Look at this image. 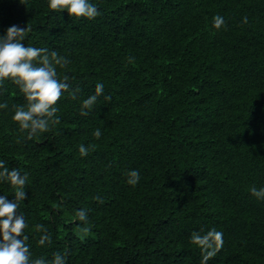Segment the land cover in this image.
Returning a JSON list of instances; mask_svg holds the SVG:
<instances>
[{
  "label": "trees",
  "instance_id": "16d2710c",
  "mask_svg": "<svg viewBox=\"0 0 264 264\" xmlns=\"http://www.w3.org/2000/svg\"><path fill=\"white\" fill-rule=\"evenodd\" d=\"M48 2L0 0V36L27 28L22 43L64 57L58 78L79 89L29 139L12 119L23 93L0 83V161L28 174L17 215L30 264L57 252L65 264H201L190 237L213 228L223 246L207 264H264V200L249 191L264 188V0H89L94 19ZM14 191L0 180V196Z\"/></svg>",
  "mask_w": 264,
  "mask_h": 264
},
{
  "label": "clouds",
  "instance_id": "9594fccd",
  "mask_svg": "<svg viewBox=\"0 0 264 264\" xmlns=\"http://www.w3.org/2000/svg\"><path fill=\"white\" fill-rule=\"evenodd\" d=\"M48 7L52 10L66 9L70 16L85 17L94 19L99 15L96 6L89 0H49ZM247 23V18H244ZM225 26L224 18L216 15L213 17V27L220 29ZM28 29L18 25L10 26L3 36H0V83L10 80L23 93L26 105L14 106L15 112L12 119L19 124L20 129L27 130L28 138L31 139L38 133L49 132L52 127L59 124L60 120L56 115L58 108L55 106L62 94L68 92L73 99L79 89L71 90L68 82L69 77L65 75L63 79L58 78L56 66L66 67L68 61L58 56L56 51L49 53L46 48H36L25 46L22 41ZM35 62V63H34ZM133 58H129V63ZM103 84L98 83L95 94L83 100L81 105V115L88 114L86 110H91L97 99L103 93ZM111 97H105L110 100ZM7 103L0 104V108H7ZM101 131L97 128L93 135L99 139ZM89 149L80 145L79 153L87 156ZM0 180L7 181L15 189L14 201H9L6 196H0V264H30V250L26 244L28 239L23 234L27 227L23 215H17V209L21 201L26 199L25 186L28 181V174L21 175L16 168L9 169L3 161H0ZM127 183L136 185L139 182L138 170L127 173ZM252 196L258 200H264V188L257 189L252 186L249 189ZM99 203L103 199L99 196L93 197ZM75 219L87 224V211L81 209L75 213ZM37 231L43 232L39 244L51 243V234L47 232L43 225L35 226ZM90 229L84 227L83 232ZM190 242L199 247L201 251V264L215 257L223 246V234L215 228L206 233L193 232ZM66 254L54 253L53 259L46 262L43 258L31 261V264H65Z\"/></svg>",
  "mask_w": 264,
  "mask_h": 264
}]
</instances>
